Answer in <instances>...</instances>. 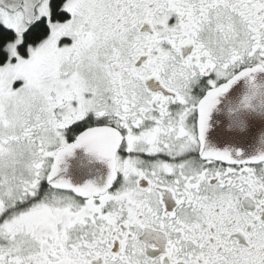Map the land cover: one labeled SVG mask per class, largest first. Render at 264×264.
<instances>
[{"label":"snow or ice","instance_id":"snow-or-ice-1","mask_svg":"<svg viewBox=\"0 0 264 264\" xmlns=\"http://www.w3.org/2000/svg\"><path fill=\"white\" fill-rule=\"evenodd\" d=\"M259 72L264 0H0V264H264V152L205 143Z\"/></svg>","mask_w":264,"mask_h":264},{"label":"water","instance_id":"water-1","mask_svg":"<svg viewBox=\"0 0 264 264\" xmlns=\"http://www.w3.org/2000/svg\"><path fill=\"white\" fill-rule=\"evenodd\" d=\"M257 82L250 85L249 78H241L230 86L220 97L211 112L205 131V143L208 148L217 151H228L241 158H249L257 152H264V72L253 74ZM255 87V91L252 88ZM251 91V95L247 93ZM243 92V94H241ZM244 96L245 100H239ZM226 103L234 109V118L226 121L220 118V107ZM248 107L244 114L240 106ZM225 123V124H224ZM59 175L73 185H83L93 182L97 187L105 183L108 167L105 162L98 160L84 148H77L71 155L65 156L60 165Z\"/></svg>","mask_w":264,"mask_h":264},{"label":"flooded vegetation","instance_id":"flooded-vegetation-1","mask_svg":"<svg viewBox=\"0 0 264 264\" xmlns=\"http://www.w3.org/2000/svg\"><path fill=\"white\" fill-rule=\"evenodd\" d=\"M241 94H243V92H241ZM239 100H245V97L244 96H240ZM215 107H218V106L215 105ZM233 109L234 108L232 106H228L226 103L222 104V106L220 107V111H221L220 118L224 119L225 121H226L227 118L233 119L234 118V114L233 113H228V111H232ZM240 110L241 111L243 110L242 113H244V114L249 112V109H248L247 105H246V107H244V104H242V106H240ZM69 142H71V141H69Z\"/></svg>","mask_w":264,"mask_h":264},{"label":"clouds","instance_id":"clouds-1","mask_svg":"<svg viewBox=\"0 0 264 264\" xmlns=\"http://www.w3.org/2000/svg\"><path fill=\"white\" fill-rule=\"evenodd\" d=\"M250 85H255L257 82L252 78V76L249 78ZM252 91H255V87L252 88ZM247 95H251V91L247 93Z\"/></svg>","mask_w":264,"mask_h":264}]
</instances>
